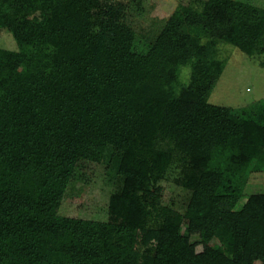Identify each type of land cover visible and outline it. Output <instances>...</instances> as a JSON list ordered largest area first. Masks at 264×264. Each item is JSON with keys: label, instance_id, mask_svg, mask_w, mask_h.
I'll list each match as a JSON object with an SVG mask.
<instances>
[{"label": "trees", "instance_id": "obj_1", "mask_svg": "<svg viewBox=\"0 0 264 264\" xmlns=\"http://www.w3.org/2000/svg\"><path fill=\"white\" fill-rule=\"evenodd\" d=\"M126 9L0 0L16 41L0 45V264H264V192L236 206L245 174L264 171V97L208 100L226 65L220 42L264 54V7L181 3L152 41ZM22 59L35 63L31 76ZM85 142L111 147L105 220L58 212ZM170 176L184 191V229L162 203ZM201 221L230 235V255L195 248Z\"/></svg>", "mask_w": 264, "mask_h": 264}, {"label": "rangeland", "instance_id": "obj_2", "mask_svg": "<svg viewBox=\"0 0 264 264\" xmlns=\"http://www.w3.org/2000/svg\"><path fill=\"white\" fill-rule=\"evenodd\" d=\"M127 4L125 20L133 26L141 39L152 41L156 32L162 27L166 18L179 4H198L201 0H122ZM264 7V0H243ZM0 45L14 48L16 41L8 30L0 26ZM144 44L138 43V49ZM217 56L226 59L225 68L217 80L208 100L228 106H240L259 97H264V66L259 60L264 54L247 55L240 48L228 43H219ZM19 69L28 76L35 71V63L22 59ZM189 77V68L180 70V81ZM111 147L84 143L74 173L66 185L58 212L71 216L93 219L107 218V203L111 192L116 187L115 179L106 171L107 157ZM173 176L161 180L162 203L168 204L167 217L172 224L186 227L182 215L181 201L184 191ZM264 192V171L251 170L245 174L242 196L236 206H240L247 194ZM195 248L202 249L208 245L215 246L231 254L230 235L220 229L212 230L203 221L198 233L191 235ZM36 264H42L37 261Z\"/></svg>", "mask_w": 264, "mask_h": 264}]
</instances>
